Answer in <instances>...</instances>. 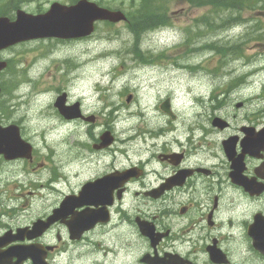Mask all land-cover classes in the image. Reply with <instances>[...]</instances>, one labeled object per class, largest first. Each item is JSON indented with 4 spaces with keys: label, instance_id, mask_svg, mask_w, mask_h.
Masks as SVG:
<instances>
[{
    "label": "rangeland",
    "instance_id": "obj_1",
    "mask_svg": "<svg viewBox=\"0 0 264 264\" xmlns=\"http://www.w3.org/2000/svg\"><path fill=\"white\" fill-rule=\"evenodd\" d=\"M53 1L72 2L74 0H0V12L14 13L16 9L37 12L46 9ZM94 1L116 9H130L128 0ZM260 6L261 8L257 6L256 10L245 9L246 11L238 20V27L219 29L215 32L204 28L205 15L218 16L214 18L217 19L220 18L221 13L209 11L211 9L204 4V1L190 4L185 0H170L166 5L168 10L165 16L159 18L162 21L154 25L150 23L149 26L151 27L147 30L137 31L132 27L128 28L126 24L121 22L116 24L103 22L99 23L92 36L86 39L64 42L55 39L40 40L25 42L10 48L6 57L11 59V68L4 73L1 80L6 84L7 80L14 79L16 86L12 92H6L4 98L1 99L0 110L6 113L5 122L16 121L17 119V121L24 123L26 136L35 142V153L32 161L24 160L16 164L13 162L0 164V222L20 224L33 217L32 214L22 216L24 210L20 211V209L24 199L8 198L12 194L24 195L26 198L30 193L28 198L29 201L33 202L34 207L43 201L40 199L41 197L51 199L52 194L61 195L64 192H70L73 184V189H75L80 181L78 176L74 178L77 171H79L78 175L86 171H91V175H95L98 170L86 159H74L75 153L69 148L72 130H74L73 124H68L63 128H55L56 126L49 128V126L54 125V122H62L64 119L62 116H58L53 106L57 95L65 91L72 95L70 97V100L73 99L71 103L77 100L86 101L88 113L94 114L100 121L109 117L111 127L121 131L122 126H127V124L135 125L139 121H147L146 114L135 120H126L125 122L120 120L125 119L126 116H131L135 111L139 112L134 106H140L139 108H143L144 105L158 106L157 100L155 101V97L158 95L157 90H162V93H164L163 90H168L172 94V87H174L176 91L175 97L173 95L174 103L180 116L179 111L182 109L179 106L182 103L187 105L189 96L183 92L186 88L180 91L175 87H183L184 82L182 81L185 78L183 74L190 75L191 72L187 70L188 67L182 68L180 64L200 62V67L197 68L199 73L211 74L217 66L218 71L225 74L224 76L236 75L241 78L239 71L229 73L230 70H221L222 67L229 69L230 65H233L234 59L241 55L242 58L239 61L248 63V68L252 67L251 65L254 63L262 62L260 64V67H263L262 70H260L261 68H255L256 71L253 70L254 72L248 70L249 73H246V76L255 81H264V57H261L264 51V40L259 41L264 38V2ZM226 21L227 18L222 17V22L226 23ZM253 25H255L254 28L257 27L254 31H252ZM228 35L231 36L228 37ZM235 36L237 37L235 38ZM219 39L235 40L236 43H240L238 46L240 53L238 54L236 50L232 53L227 50L228 46L222 45L220 47L226 53L229 51L232 54L216 51V54L211 52L210 57H207L204 50H192L191 48L197 47L200 43L203 44L204 41L209 43L221 42ZM138 55L140 58L136 57ZM237 55L239 56L237 57ZM156 65L160 66L159 69L157 66V73L155 71L151 75L155 76L152 78L146 76ZM138 72H141L142 76H138L136 74ZM215 76L209 79L214 80ZM209 79L207 78V81L213 84L214 81ZM179 82L182 83L179 84ZM256 83L259 84V82ZM237 84L236 91H240L241 85L243 86L242 81ZM224 85L229 91L235 92L233 80L227 79ZM169 86L171 87L168 88ZM15 94L20 96L22 107H11L18 97L14 98ZM128 95H132V100L126 103ZM243 98V96L235 97L236 101ZM255 106H259V104ZM153 107L150 108L151 111L155 110ZM142 111L145 112L146 109L144 108ZM102 114H105V117ZM155 121L147 122L153 126L152 122ZM192 121L189 122L191 127L194 125ZM201 124L203 126L208 125L206 120ZM102 130L103 128L100 127L95 128L97 137ZM132 135L133 129L129 132H122L120 136V149L116 148V151H120L119 153L123 156H135L139 153V150H135L134 146L127 141V138ZM63 137L68 139V144L62 143L61 138ZM90 143L86 144L88 150ZM60 157H63L62 161H59ZM39 161L43 163L42 166L39 165ZM42 170H46L43 176ZM53 175L57 178L51 182L52 180L47 178ZM67 177L68 179H65ZM63 178L68 183L65 184ZM16 180L19 183H16ZM17 184H19L20 189H18ZM27 184L31 190L21 191ZM50 185L61 187L58 189L62 192L52 189ZM1 195L8 199L2 200ZM44 207L47 208V203L44 204ZM15 213L16 218H14ZM1 227L4 225H0ZM91 241L93 242L94 238ZM240 241L244 243L243 240L240 239ZM97 247L101 249V244ZM88 249L91 250L89 247ZM67 254V252L62 254L65 262H69ZM117 254L112 253L110 255L108 253L106 255L107 263L118 264L120 259H124L120 255L118 259ZM248 254L249 252L246 253L243 247L241 253L237 252L234 255L236 264L249 262V259H245ZM97 255L98 253L93 252L88 256L80 257L78 262L69 264H79L84 261L93 262L97 260ZM250 262L262 264L258 261Z\"/></svg>",
    "mask_w": 264,
    "mask_h": 264
},
{
    "label": "flooded vegetation",
    "instance_id": "obj_2",
    "mask_svg": "<svg viewBox=\"0 0 264 264\" xmlns=\"http://www.w3.org/2000/svg\"><path fill=\"white\" fill-rule=\"evenodd\" d=\"M81 108L82 114L72 122L82 123L81 134L91 138L83 141L80 159H86L98 170L95 175L83 172L80 182L119 172L123 177L121 185L113 188L114 200L108 205L116 221L110 218L107 223L96 225L81 241L63 240L66 227L65 235H55L59 243L43 240L52 235L42 237L39 240L50 248V263L63 261L60 257H64V252L70 263H75L74 256L96 252L97 260L79 264H108V253L124 258L118 264H236L234 255L244 247L249 252L245 259L264 264V249L257 250L254 243L255 224L264 222V148L256 151L252 147L249 152L244 146L247 128L256 133L264 126L262 111L241 103L226 112L212 107L210 115L202 107L203 112H185L182 118L174 106H170L171 113L155 106L153 126L137 122L133 135L128 137L139 153L111 157L110 148L121 139L103 121L99 124L103 130L97 137L93 129L96 119L92 115L93 122H87L91 118L86 117V107ZM215 117L226 120L227 126L214 127ZM207 119L209 132L214 134L210 143L200 132L201 120ZM190 120L194 122L192 127ZM107 130L115 135L114 141L111 146L102 147L100 136ZM226 139H230L234 150L232 160L223 153ZM74 152L78 159L79 150L75 148ZM58 188L61 187H53ZM51 210L43 216L47 217ZM57 254L60 257H55ZM250 261L246 264H252Z\"/></svg>",
    "mask_w": 264,
    "mask_h": 264
},
{
    "label": "water",
    "instance_id": "obj_3",
    "mask_svg": "<svg viewBox=\"0 0 264 264\" xmlns=\"http://www.w3.org/2000/svg\"><path fill=\"white\" fill-rule=\"evenodd\" d=\"M121 18L118 12H109L100 9L85 1L75 6L63 7L58 4L51 6L50 10L39 16H29L19 12L14 23L0 20V48L21 40L38 37H82L90 34L93 30V22L97 19L116 21ZM3 65L0 64V68ZM70 116L68 111L62 112ZM13 138L8 132L0 131V151H8L13 143ZM19 254V250L16 249ZM8 251L0 254V264H4L8 257Z\"/></svg>",
    "mask_w": 264,
    "mask_h": 264
},
{
    "label": "trees",
    "instance_id": "obj_4",
    "mask_svg": "<svg viewBox=\"0 0 264 264\" xmlns=\"http://www.w3.org/2000/svg\"><path fill=\"white\" fill-rule=\"evenodd\" d=\"M168 1L169 0H139V5L140 4L141 5L140 7L137 8L136 11L139 13L140 19H149L152 18L155 14L156 15L159 14L160 12L159 10L163 8V6ZM205 1L215 5L214 9L219 11L223 15L222 17L227 18L226 23L230 21L231 13H235L236 17H238L239 11H241L243 8L253 9L256 7L257 4L264 2V0H205ZM136 7L137 6H135V8ZM222 17H221V21H222ZM222 24L224 23L222 22ZM215 45L220 47V45L216 42L208 43L206 46L208 48H211L212 46ZM221 49L224 52V49L223 48ZM233 49H234L233 46H228L227 48V50H230L231 52L233 51ZM228 53L229 51H227L226 54Z\"/></svg>",
    "mask_w": 264,
    "mask_h": 264
},
{
    "label": "bare ground",
    "instance_id": "obj_5",
    "mask_svg": "<svg viewBox=\"0 0 264 264\" xmlns=\"http://www.w3.org/2000/svg\"><path fill=\"white\" fill-rule=\"evenodd\" d=\"M259 69V68H258Z\"/></svg>",
    "mask_w": 264,
    "mask_h": 264
}]
</instances>
